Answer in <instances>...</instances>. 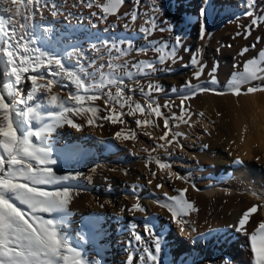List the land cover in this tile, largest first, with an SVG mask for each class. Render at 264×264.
I'll list each match as a JSON object with an SVG mask.
<instances>
[{
  "label": "rangeland",
  "instance_id": "1",
  "mask_svg": "<svg viewBox=\"0 0 264 264\" xmlns=\"http://www.w3.org/2000/svg\"><path fill=\"white\" fill-rule=\"evenodd\" d=\"M192 1V11L182 16L176 0H139V3H136V0H123L116 14L108 15L106 19H101L104 14L95 7V4L92 8L87 7L92 0H39V4L33 6L34 16L28 24L30 34L37 41L35 46L58 55L67 68L78 72L81 70L92 72L95 80L99 81L97 69L101 65H104L102 71L106 75L112 72L107 67L109 62L125 65L116 69L113 75L114 78L123 80L124 96L125 99L131 97L130 102L125 103L122 99L121 103L124 104L122 108L115 101L106 105L105 94L110 90L114 95L116 86L98 88L95 94L101 98L94 102H86V105L100 109L96 113L98 118L93 125L87 123V119L92 116L91 113L73 114L83 125V133L64 124L48 136V144L53 150V159L57 161L56 164L50 165L54 172L59 176L79 175L75 179L41 187L48 191L67 188L70 192L89 196L84 197L86 200L79 197V200L69 202L67 214L42 213L41 215L45 219L64 221L58 226L61 235L81 252L88 264H142L140 257H146L143 251L145 247L155 253V236H158L160 240L159 264H209L211 257L215 254L210 242L194 237L192 229L198 228L194 223L189 225L188 231H180L177 223L172 220L171 212L161 205L174 204V201L169 200L168 197L175 196L173 194L177 183L206 197L216 195L224 200L232 193L224 189L225 176L218 177L216 171L221 172V167L230 168L233 157H228L220 163L221 167L213 162L198 160L197 154L205 149V132H209V128L210 131L214 130L211 124L205 125V128L202 127L204 130L199 126L196 127L199 139L194 140L191 147L182 145L181 148L174 142L168 146L166 142L172 139L173 133L177 130L176 123L181 121L183 114L190 111L188 115H192L193 109L189 108L191 104L189 101L195 100L206 83H211L212 75L209 76V74L213 73V69H215L213 75L218 82L214 84L222 82L218 76V59L221 57V50L229 49L233 44L241 46L239 53L244 48H248L246 53L236 57L233 63V74L227 75L223 81L224 92L221 95L225 93L226 96L232 97L236 96L232 93V88L234 83L240 81V76L245 71V62L254 58L260 60L261 50L252 54L250 52L252 48L244 44L247 42L245 39L249 36L248 31H251V26L243 32L229 31L225 34L226 41L223 38L224 41L220 40L216 33L205 34L202 0ZM212 1L216 5H221L219 0ZM99 2L104 3L105 0H99ZM4 7L7 5L0 4V16L19 19L13 13L4 12L2 10ZM223 7L235 8L230 5H223ZM53 11L57 13L55 16L52 15ZM93 12L97 15H92ZM133 14L136 15L135 20L131 19ZM153 24L155 28L152 27ZM138 25H141V28L137 27ZM134 26L139 36L132 39L130 32ZM145 27L150 28V35L139 31ZM190 32H192L191 36ZM240 37L243 45L241 40V43H236ZM105 41L108 42L107 46L104 44ZM112 44L121 51L111 48ZM6 46L4 37L0 36V48ZM209 46L213 48L210 49ZM109 48H111L110 51ZM74 49L78 55H69L68 53H72ZM139 49L146 51H138ZM173 50L176 54L175 61L172 59H166L163 63L159 61L160 55L168 56ZM147 53L153 54V57H145L146 59L141 61L153 63L155 71L144 69L140 72L138 64L131 69L128 67L132 54L144 56ZM116 57L118 59H114ZM193 57L197 59V64H192ZM201 66H203V72L197 79L199 81H193L192 75L199 71ZM9 70L7 58L0 54V85L10 79L6 75ZM29 74L34 73H26L25 77ZM45 75L48 79H53L46 72ZM234 76L237 81L233 78ZM54 79L59 83L52 88V93L67 101L69 94L76 92L75 85L63 76H57ZM187 81L191 83V87L188 86ZM88 82L92 83V80L89 79ZM149 83L159 85L162 90L152 91L150 97L144 95L140 88L148 92ZM242 84H246L247 89L252 86L247 82L239 83L241 95H246L247 89ZM20 87L26 94L31 88V81L25 79ZM47 95L49 94L41 91L37 98L38 102L44 105L46 111H60L48 104ZM185 97L189 98L185 99ZM168 100L171 101L175 110L171 116L167 117L169 127L165 132H168V137L164 142L159 140V136L152 138L145 134L155 126L147 109L143 114L139 110H136L134 114L129 112L134 109L136 103L146 108L149 101H152L153 105L158 104L162 110L164 108L162 103ZM71 103L68 102V105L71 106ZM129 103L132 108L129 107ZM113 105L118 112L123 113L121 116L123 123L114 124L103 119L104 116L109 115V111L105 109H110ZM138 119H148L152 121V124L138 127L136 124ZM74 122L79 123L76 120ZM122 130L124 135L129 136L135 132V139H124L123 135L121 138H116L115 134ZM96 134L100 135L99 138H96ZM160 144H165L166 147L161 148ZM186 154H190V159L185 158ZM157 161L169 167L161 169ZM170 173L176 175H170ZM177 176L183 179H178ZM158 184L162 187H157ZM238 194L244 197L247 195L246 193ZM246 201H248L247 198ZM136 203H139L144 211H131L130 209ZM230 211H235L237 220L240 218L239 208ZM258 211L262 216V210L258 209ZM189 216L193 217V212H188L186 216H178L177 219L184 221L188 220ZM146 226L151 228L154 236L149 235ZM226 226L231 232L237 233L233 222ZM135 234L140 235L142 240L137 241ZM130 256L131 262H129ZM190 259L194 261H189ZM143 264H153V262L145 261Z\"/></svg>",
  "mask_w": 264,
  "mask_h": 264
},
{
  "label": "snow or ice",
  "instance_id": "2",
  "mask_svg": "<svg viewBox=\"0 0 264 264\" xmlns=\"http://www.w3.org/2000/svg\"><path fill=\"white\" fill-rule=\"evenodd\" d=\"M122 3L123 0H105L104 3H100L99 0H92L87 4V7L92 8L95 4V7L104 14L101 19H106L108 15H115ZM136 3H139V0H136ZM247 3L249 6H253L256 0H247ZM0 4L7 5L2 9L4 12L13 13L15 17L19 18L14 20L11 16L7 18L0 16V36L4 37L7 44L6 47L0 48V54L7 58V64L10 66V70L6 73L10 79L0 85V264H88L81 252L61 235L58 226L64 221L45 219L41 215L42 213L67 214V206L71 199V193L67 188L48 191L41 186L75 179L79 175L59 176L54 172L50 165L56 164L57 161L53 159V150L48 144V136L57 127L64 124L81 130L82 126L68 117L67 113L70 112L75 115L91 113L92 116L87 119V123L93 125L95 119L98 118L96 113L100 109L86 105V102H94L101 98L95 94L98 88L116 86L114 95L110 90L105 94L106 105L115 101L122 108L124 107V104L121 103L122 99L125 100V103L130 102L131 97L125 99L124 96L123 80L114 78L113 75L116 69L125 65L109 62L107 67L112 72L107 75L102 71L104 65H101L97 69L100 76L99 81L95 80L92 72H83L82 70L78 72L69 69L58 55L35 46L37 41L30 34L28 21L33 18V6L39 4V0H0ZM56 14L55 11L52 12L53 16ZM246 14L253 15L252 12ZM92 15H97V13L93 12ZM131 19L135 20L136 15L133 14ZM252 23L256 24L257 20L253 19ZM152 27L155 28V24ZM141 31L146 35L151 34V30L147 28L141 29ZM177 43H179V38H177ZM104 44L107 46L108 42L105 41ZM111 48H116L118 52L121 51L115 44H112ZM138 51L146 50L139 49ZM247 51L248 48H244L240 55ZM68 54L78 55L75 49ZM259 56L260 60L254 58L245 62V71L241 74V80L233 85L232 93L234 95H241L240 82L264 80V67L261 66L264 64V51H261ZM114 59H118V57ZM166 59L175 61V51L170 52L168 56H159L161 63ZM191 62L192 64L198 63L195 57ZM137 67L140 72H143L144 69L156 70L155 65L147 61H141ZM45 72L53 79H48ZM202 72L203 66L194 73V76L198 79ZM214 72L215 69H213ZM26 73L34 74L25 77ZM213 73L209 75H212L211 83L214 84L217 81ZM57 76H63L75 85L76 92L70 93L67 101L52 93V88L59 83L54 79ZM25 79L31 81V88L26 94L20 87ZM89 79L92 80V83L88 82ZM188 86L191 87L190 82H188ZM147 87L148 92H145L144 88H140V91L149 97L152 91L162 90L159 85L153 83H149ZM41 91L49 94L46 97L48 104L52 108L60 109V111L45 110L44 105L37 99ZM200 91H211V89L203 88ZM257 91H264V87H249L245 94ZM188 98L185 97V99ZM68 102H72L71 106L68 105ZM129 107L132 108L130 103ZM146 109L149 114L155 113L157 117L163 115L160 112V106L153 107L152 101L147 103L146 108L140 103H136L129 114H134L136 110L143 114ZM105 110L109 111V115L104 116V120L114 124L123 123L121 119L123 113L118 112L114 105ZM184 122L187 123V121ZM136 124L138 127L149 126L152 121L138 119ZM164 127H169L168 118L164 119ZM145 134L150 135L149 133ZM115 135L116 138H121L123 135L124 139H135V132L129 136L124 135L122 130ZM182 135L183 133L180 132L173 133L172 139L167 140V145L171 146L175 142L182 148V145H179V141L176 140ZM167 137L168 132H165L159 137V140H166ZM159 147L165 148L166 145L160 144ZM157 163L161 169L169 167L159 161ZM236 163H242V161L237 159ZM170 175L176 174L170 173ZM153 177H155V173H153ZM177 178L183 179L179 176ZM157 187H162V185L158 184ZM186 191V189L180 190L179 196L168 197L169 200L175 202L174 204L161 205L168 208L172 214L173 222L180 225L187 222L177 219L178 216L188 215L189 210L195 211L193 205L184 198ZM257 198L259 199V197ZM258 207L253 205L244 211L233 227L237 232H243L251 240V251L255 256V264H264V221L259 222L258 226L250 233L246 228L250 217L257 213ZM130 210L144 211V208L136 203ZM180 230L184 231L183 226ZM146 231L149 235L154 236L150 227L146 226ZM154 238L155 253L145 247L143 251L146 253V257H140L142 264L145 261L159 264L160 240L158 236ZM135 239L141 241L142 237L135 234ZM131 260L132 257L130 256L129 262Z\"/></svg>",
  "mask_w": 264,
  "mask_h": 264
},
{
  "label": "bare ground",
  "instance_id": "3",
  "mask_svg": "<svg viewBox=\"0 0 264 264\" xmlns=\"http://www.w3.org/2000/svg\"><path fill=\"white\" fill-rule=\"evenodd\" d=\"M176 2L180 8L179 13H181L182 16L188 15L190 11H192V0H176ZM218 2L222 7L221 5H216L212 0H202L205 34L216 33V36H218L220 40L224 39L226 41L225 34L229 31L235 33L243 32L248 26H251V31H248L250 32L249 36L247 39L244 38L247 41L244 44L252 48L250 49L252 54L258 53L257 51L260 50L262 51L264 48V0H256L253 6H249L247 0H219ZM223 5H230L235 8L227 9L225 8L226 6L223 7ZM256 10H258V12ZM248 12H252L253 15H247L246 13ZM253 19L257 20L256 24L252 23ZM232 23L233 25H230ZM140 26L138 25L137 27ZM201 29L203 28L201 27ZM135 30L136 27L134 26L132 32H130L132 39L139 36L136 32L137 30ZM139 31L141 32V30ZM191 35L192 32H190V36ZM241 39L240 37L236 40L237 42H235L241 43ZM241 44L243 45V41ZM253 45H255V47H253ZM212 46H209L210 49L213 48ZM240 48L241 46L233 44L231 48L221 50V57L218 59V76L221 78L222 82L220 81V84L206 83L202 89L207 88L211 89V91H201L199 92L200 94L198 93L195 100L192 102L189 101V103H191L189 108L192 107L191 109H193L192 115H188L190 111L187 114L184 113L181 118L179 117L181 121H177L178 123H176L177 130L175 132L183 133V135L177 137L176 140L179 141V145H186L189 147L194 144V140L199 139V136L196 134L197 126H199L200 129L209 124L214 126V130L210 131V128L209 132L206 131L207 128L205 130V145H207V147H205L202 153L197 154L198 160L213 162L219 165L224 160L228 159V157H233L231 159L232 166L230 168L225 167V169L219 165L218 167L222 168L220 169L221 172L218 173V171H216L217 176L219 175L218 177L225 176V182L222 181L224 182V189L232 193L224 200L216 195L206 197L178 183L173 194L179 196L180 190H187L184 192V198L195 208V211L190 210L193 212L194 216H189L188 220H184L187 223L177 225L179 230L181 226H183L184 231L182 232L188 231L187 229L191 223H194L198 227L197 229H192L194 237L210 242L215 251V254L211 257V263L209 264H255V256L251 251V240L249 237L243 232L233 233L228 230L226 226V224L230 222H233V225H235L238 221L235 211L231 212V209L239 208V215L241 216L243 212L252 207V205L259 206L258 209L262 210V216L258 211L250 217L246 225L249 233L258 226L259 222L264 221V166H261L264 165V91H257L246 95L242 94L237 97H232L230 95L226 96L225 93H223L225 96L221 95V93L224 92L223 81H225L227 75L233 74V63L240 54ZM149 56L153 57V54L147 53L144 56L132 54V60L129 61L128 67L131 69L135 64L139 65L141 60ZM207 56L209 57V55ZM262 66L264 67V65ZM233 78L235 79V76ZM191 79L193 81H199L194 75H192ZM235 80L237 81V79ZM184 82L186 83V81ZM172 83L173 82H171V84ZM247 83L252 87H264V80H251ZM245 86L246 84L244 87ZM184 103L185 101L183 105ZM162 105L164 106L162 110L160 109V112L163 113L162 116L157 117L155 113L150 114L151 119L155 123L153 129L148 130L152 138L164 135L166 130L164 127V119L171 116L175 110L170 100L163 102ZM155 106L156 105H153V107ZM189 108L188 110H190ZM68 117L79 122L78 118L75 117L73 113H69ZM184 121H187V123ZM78 124L82 126L81 130H78V132L83 133V125L80 122ZM98 136L100 135L96 134V138H99ZM163 141L166 142V140ZM174 144L177 145L175 142ZM185 158L190 159V154H186ZM237 159L242 161V163H236ZM221 188L220 186V189ZM70 193V202L79 200V197L84 199V197L89 196H82L80 193L74 191ZM238 193H246L247 195L244 197ZM207 194L211 193L207 192ZM257 197H259V199ZM246 198L248 201L245 202ZM65 224H67V222H65ZM189 261H194V259H190Z\"/></svg>",
  "mask_w": 264,
  "mask_h": 264
}]
</instances>
